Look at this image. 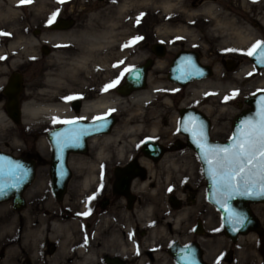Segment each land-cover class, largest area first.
<instances>
[{"label": "flooded vegetation", "instance_id": "af4514ba", "mask_svg": "<svg viewBox=\"0 0 264 264\" xmlns=\"http://www.w3.org/2000/svg\"><path fill=\"white\" fill-rule=\"evenodd\" d=\"M65 7L74 9L72 14L33 30L32 43L21 54L13 53L8 42V51H0V72L5 73L0 77V114L5 120L0 124V158L9 161V168L28 172L0 201V264H234L239 253L240 264H264V214L260 217L256 210L262 212L264 205L249 206L255 228L227 235L220 212L206 199L205 183L199 198L187 181L176 188L174 176L167 179L179 156L171 162L165 157L191 152L185 137L152 140L162 150L160 156L144 154V139L121 161L111 156L100 162L92 160L89 141L108 134L88 137L83 152H76V139H67L64 146L57 143L58 137H70L76 124L54 123V117L81 120L84 101L103 95H116L121 103L99 116H114L128 97L118 93L123 82L104 91L106 82L76 99V5ZM60 20L70 27L51 28ZM56 32L73 33L75 41H44ZM150 51L154 55L152 47ZM54 54L74 59L72 86L46 84L56 74L55 67L49 68ZM12 76L20 78V89L10 93ZM44 103L65 106L68 118H22L25 104ZM14 104L18 122L9 117Z\"/></svg>", "mask_w": 264, "mask_h": 264}, {"label": "rangeland", "instance_id": "374dc122", "mask_svg": "<svg viewBox=\"0 0 264 264\" xmlns=\"http://www.w3.org/2000/svg\"><path fill=\"white\" fill-rule=\"evenodd\" d=\"M161 1L155 0L154 4L148 5L142 15H137L132 19H129L125 13L112 14L110 12L106 16L105 26H108L110 21L119 25L113 27L116 39L119 41V48L115 47L113 51L118 52L122 49L123 53L119 55L120 57L107 53L98 54L99 56L96 57L98 62L106 57V61L112 67L116 65L114 69H111L113 74L110 76L101 68L94 75L87 77L76 69V99L85 95L89 96L100 84L106 82L111 84L118 78L119 83L116 85L121 84L123 82L120 75L122 71L154 59V64L146 75L145 89L135 92L152 89L154 91L152 99L136 103L129 98H124L117 110L118 114L114 115L115 125L112 131L116 133L122 125L127 128H140L134 136L136 143L144 139L155 140L157 138L181 140L184 138L176 132L179 111L192 108L200 111L209 120L212 140L226 141L231 134L232 120L240 112L249 108L244 103V99L257 91H264V69L257 71L250 63L249 55L245 54L257 41L264 42V28L260 27V30H257V40L246 49L239 47L236 42L237 29L241 30L246 26L250 29L254 28L255 22H260L258 19L262 12L252 5L247 9H239L240 0H180L176 4L177 7L167 13L162 10ZM105 4H107L106 0H66L62 4L57 0H32L31 4L20 6L17 15L0 18V33L7 34L0 35V51L2 53L8 51L6 46L4 47V44L8 42L15 45L13 53L21 54L20 50L31 38L33 30L45 27L54 13L55 18L72 14L74 11L72 8L64 11L67 5H76V30H78L87 25L90 14ZM204 4L217 8L216 16L205 14L202 11ZM130 24H132V30L127 32ZM183 29L192 32L194 36L186 37L183 35ZM156 44L164 46L165 52L160 58L150 51L151 47ZM125 45L128 46L125 47ZM180 51L198 52L200 63L211 68V77L190 83L182 88L171 83L168 80V68L173 57ZM77 53L76 51V55ZM128 59L133 61L128 64ZM52 60L51 68H56L55 75H57V70L60 68L55 63L56 60L54 58ZM228 60L234 62L235 68L232 71H227L225 68ZM62 61L61 66L66 70L71 67L69 64L71 59L62 57ZM248 69L250 73H244ZM61 80L65 86L73 85L69 73L62 74ZM202 81L211 82L213 88L220 89V93H215L211 89L207 94L192 97L187 87L195 86ZM158 83L163 87L159 89ZM68 92V90L64 91V93ZM182 103L185 106H181ZM197 107L205 109L201 111ZM96 117L100 116L91 118V121ZM130 118L136 119L135 122L130 123ZM153 129H155L154 134H159L158 136H151ZM126 147H128L126 154L135 151V148L132 149L134 146ZM177 164L178 169L171 178L176 188H181L185 185L184 183L188 182L187 184L194 190L197 189L195 191L198 197L202 198L201 193L204 191L205 182L195 153L191 151L180 155ZM256 210L260 217L264 214V210L260 212L261 208H256ZM238 256L234 264H240L243 261L240 253Z\"/></svg>", "mask_w": 264, "mask_h": 264}, {"label": "bare ground", "instance_id": "6f19581e", "mask_svg": "<svg viewBox=\"0 0 264 264\" xmlns=\"http://www.w3.org/2000/svg\"><path fill=\"white\" fill-rule=\"evenodd\" d=\"M106 2L107 4L103 5L98 10L89 15L88 23L84 28L76 30V51L78 52L76 55V69H78L86 77L94 75V73L100 68L106 71L108 73V76L112 75L113 73L111 69L114 68L106 61V57L100 59L99 62L97 61L96 57L103 53L117 55L118 57H120L119 55H122L123 53L121 48V50L118 52L113 51L115 47L116 49L119 48V41L116 39V35L114 32L115 30L113 29V27L119 25L118 23H111L110 21V24L108 26H105L104 20L106 16H108L110 12H112V14L125 13L129 19H132L137 15H142L143 11L147 9L148 5L154 4L155 0H106ZM179 2L180 0H162V10L168 13L174 7H177L176 4ZM251 5L256 6L257 10L262 13L258 19L260 22H255L254 28L250 29L246 26L245 28H241V30L237 29V45L245 49L251 46L257 40V30L259 31L260 27L264 28V0H240L239 9H247ZM20 6V0H0V18L17 15V11ZM216 9L217 8H214L213 6L207 4H204L202 7V11L205 14L213 16H216L217 14ZM131 30L132 24H130L127 28V32H130ZM183 35H186V37L194 36V34L187 29H183ZM66 40H68L70 43H73L75 41L74 34L67 32L51 33L47 35V38L44 41L58 45L65 43ZM31 43L32 42L28 40L26 45L22 46L21 49H27L28 44ZM10 46L11 48L14 47L15 49L14 44H10ZM53 57L56 60L55 63L59 65L60 69L57 70V75L47 78L46 84L50 88H57V86L62 83V74L69 73L72 77L75 69V61L74 59H71L72 61L71 63H69L71 67L66 70L65 67L61 66L63 62L62 57L58 56L57 54H54ZM132 61V59L129 60L128 64ZM49 68L51 69V66H49ZM244 73H250V70H245ZM3 75H5V73L0 72V77L3 78ZM0 84H3V80L0 81ZM212 85L213 84L209 81H202L195 86H189L187 88L188 90L190 89V94L192 97L207 94L211 91V89L214 90L215 93H220V89L218 87L213 88ZM157 86L159 89L163 87L159 83L157 84ZM153 92L154 91L152 89L139 93L134 92L127 98H129L131 101L139 103L141 101L151 100L153 97ZM221 95H223V93ZM119 104L116 98H113V96L109 95L95 97L93 100H86L82 104L79 118L84 121H90L91 118L104 114L107 109L117 107ZM181 106L185 105L182 103ZM198 109L204 111L205 108L200 107ZM51 115H62L63 117L68 118L69 112L66 110L65 106H61L59 104L44 103L38 106L25 104L22 107V118L25 120H30L31 122L36 121V119L47 118ZM3 117L4 116L0 114V124L4 123L5 121L3 120ZM135 120L136 119L134 118H130L129 122L133 123L135 122ZM139 129L140 128H127L126 126L122 125L118 128L116 133L113 130L108 135L92 138L89 141V146L93 149L91 153L92 160L100 162L107 160L108 157L117 156V160L121 161V158L126 155V151L128 149V147L126 146H134L136 144L137 141L134 136L136 135V132L139 131ZM154 133L155 129L152 130L151 136H158ZM178 156H180L179 153H171L170 155H167V157H165L166 159H164V161L171 162L173 158H178ZM177 168L178 167L175 165H172V168L169 167V170L172 169V172L167 175L169 176L167 177V179L170 180V176L175 175ZM85 182H87V180H85Z\"/></svg>", "mask_w": 264, "mask_h": 264}, {"label": "water", "instance_id": "95a60500", "mask_svg": "<svg viewBox=\"0 0 264 264\" xmlns=\"http://www.w3.org/2000/svg\"><path fill=\"white\" fill-rule=\"evenodd\" d=\"M63 23L64 20H60L56 24H53L51 28L67 29L70 27V25H62ZM152 51L154 55L159 58L162 57L165 52L164 46L161 44L154 45L152 47ZM259 51L260 50H257L256 54L250 56L249 60L253 63L257 70H262L264 69V59L260 58ZM151 66V60H147L143 65L131 69V71L126 75L124 84L118 88V93L123 96H128L136 91L144 90L146 87L147 71ZM225 68L227 71H232L235 68L234 62L228 60L226 62ZM211 75V68L200 63V54L196 51H180L179 53H177L172 60L168 70V80L181 87H184L195 81L207 79L211 77ZM8 86V88L10 89V93L11 89L19 90L20 78H15L14 76H12ZM262 100H264V91L256 92L244 99V103L249 108L240 112L233 119L231 125V137L225 142H217L211 140L209 136L210 122L199 111L192 108H185L179 111L178 131L187 137L188 147L196 153L200 161L203 177L206 182L207 201L220 212L227 235L233 234L235 232H247L251 228H255V219L250 212L249 206L250 204L256 203L264 204V198L237 195L227 201V207L243 218V223L240 225H236V230L233 231L234 226L227 223L224 219L228 215V213L224 210V206L222 205L220 198L217 195V189L213 184L211 175L209 174V165L201 158L200 149L196 146L191 132L184 130L185 122H190L188 123L189 128H192L193 126L202 127L207 140V145L209 147L226 148L232 143L233 138L239 133L244 122L247 120H253L257 117V113L260 109ZM11 108H13L15 112L10 113L9 117L15 122H18L17 120L19 118V112L17 110L16 104H14V107L11 106ZM114 122L115 121L113 117L104 118L103 120H96L93 122L77 121L76 129L79 130L81 134H79L78 139H76V152H83L85 148V140L88 137L99 134H107ZM143 152L146 155L151 154L152 156H160L162 150L157 145L151 143L150 141H147L143 145ZM9 165L10 164L8 160L0 158V168L7 171L9 169ZM6 180L7 177L0 178V183L5 182ZM8 191L9 189H5L6 194L0 195V201H4L6 200V198H8Z\"/></svg>", "mask_w": 264, "mask_h": 264}, {"label": "snow or ice", "instance_id": "6c2138e0", "mask_svg": "<svg viewBox=\"0 0 264 264\" xmlns=\"http://www.w3.org/2000/svg\"><path fill=\"white\" fill-rule=\"evenodd\" d=\"M31 2L32 0H20V5H28ZM57 2L62 4L66 0H57ZM54 18L55 13L49 19V23H52ZM0 35L7 34L0 33ZM127 46L125 45V47ZM257 50H260V58L264 59V43L259 41L245 54L252 56L256 54ZM130 71V69H125L120 73L121 77L125 72ZM118 83L119 78L111 84L105 85L103 90L107 91ZM66 99L71 100L75 97ZM96 119L103 120L104 118L96 117ZM53 122L69 125L77 123L76 121H58L55 117ZM188 123L190 122H185L184 130L191 132L196 146L200 149L201 158L209 165V174L217 189V195L224 210L228 213L224 219L234 226L233 231H235V226L242 224L243 218L227 207V201L237 195L264 198V100L261 101L257 117L245 121L232 143L226 148L209 147L202 127L189 128ZM79 134H81L79 130L74 128L70 137H58L57 143L64 146L67 139H78ZM27 176L28 172L19 166L11 167L7 171L0 168V178L7 177L5 182L0 183V195L6 194L5 189L19 187Z\"/></svg>", "mask_w": 264, "mask_h": 264}]
</instances>
